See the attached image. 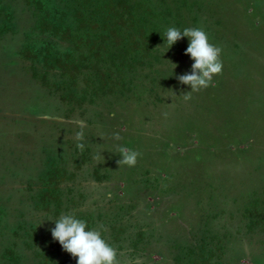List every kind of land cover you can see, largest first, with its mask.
I'll return each mask as SVG.
<instances>
[{"label":"rangeland","instance_id":"374dc122","mask_svg":"<svg viewBox=\"0 0 264 264\" xmlns=\"http://www.w3.org/2000/svg\"><path fill=\"white\" fill-rule=\"evenodd\" d=\"M119 1L102 40L82 3L0 0V264H76L50 232L68 212L120 264H264V0ZM172 26L222 49L187 101Z\"/></svg>","mask_w":264,"mask_h":264},{"label":"clouds","instance_id":"9594fccd","mask_svg":"<svg viewBox=\"0 0 264 264\" xmlns=\"http://www.w3.org/2000/svg\"><path fill=\"white\" fill-rule=\"evenodd\" d=\"M165 36L168 49L182 38L188 39L184 55L193 61L191 70L176 76L180 84L191 89L184 93L183 98L187 101L193 92L208 88L213 78L222 73L223 62L220 59L222 49L212 44L208 34L198 27L184 28L183 31L175 26L168 27ZM167 62L170 63L172 71L178 66L170 61ZM115 138L119 139V136ZM75 139L82 141L83 132H77ZM84 147V143L77 144V148L81 151ZM118 151L121 157L117 161L118 165L128 167L136 165L140 156L138 151L126 146H119ZM100 153L98 158L103 159ZM54 222L55 226L50 229L52 239L76 260V264H120L117 251L101 234L105 231L103 225L89 228L86 220L78 218L72 212L61 214Z\"/></svg>","mask_w":264,"mask_h":264},{"label":"trees","instance_id":"16d2710c","mask_svg":"<svg viewBox=\"0 0 264 264\" xmlns=\"http://www.w3.org/2000/svg\"><path fill=\"white\" fill-rule=\"evenodd\" d=\"M75 2L78 3H82V8L83 9H88V8H92L93 13L92 16H95V19H88V22H94L96 21V18L100 16V21L102 22V40H109L110 37L112 36V39L115 40L118 37V31L116 30L117 24L116 21L117 20H122V16L123 14L120 15L119 12L123 13V9L125 6H121V3L119 0H116L119 3V7L118 4L112 0H73ZM100 2V5H98V3L96 4L95 2ZM96 4V6H95ZM96 8V9H95ZM119 11V12H118ZM76 14V13H75ZM81 14H80V19H81ZM106 24H109L110 28H106ZM86 25L85 21L83 19L80 20V26L84 27Z\"/></svg>","mask_w":264,"mask_h":264}]
</instances>
